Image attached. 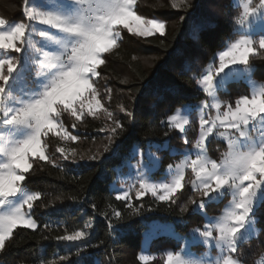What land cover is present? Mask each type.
I'll return each mask as SVG.
<instances>
[{
  "label": "snow or ice",
  "instance_id": "6c2138e0",
  "mask_svg": "<svg viewBox=\"0 0 264 264\" xmlns=\"http://www.w3.org/2000/svg\"><path fill=\"white\" fill-rule=\"evenodd\" d=\"M23 3L24 21L0 16V252L6 249L17 227L38 228L32 210L43 194L29 189L25 181L36 159L58 166L47 154L49 145L45 138L49 134L65 144L79 139L65 127V114L74 118L73 129L86 116L99 118L103 114L106 127L100 131L108 133L104 152L109 151L123 130L115 113L102 103L104 99L111 101L112 89L106 88L102 95L94 80L101 75L98 69L106 63L105 54H118L124 30L145 39L166 34V21L138 14L137 0ZM236 6L241 8L234 18V32L238 35L214 55L204 74L194 77L206 95L196 109L200 131L193 143L195 152L185 150L183 159L168 165V178L161 181L151 179L153 169L159 166L157 158L148 164L137 162L136 176L115 197L126 201L130 215L139 216L144 205L133 206V193L136 200L150 194L157 202L171 207L177 203L178 193L182 194L185 185L190 184L201 199L189 198L188 202L196 206L194 210L201 211L208 203H219L230 196L220 215L205 217L208 222L203 229L192 230V238L186 240L185 246L164 250L163 264H244L233 254L261 231L257 228L256 211L264 204V83L253 78L256 67L251 61L264 57V0H236ZM170 7L187 10L192 4L191 0H170ZM29 73L33 74L30 84ZM240 80L249 85L250 94L239 95L234 103L221 99L220 93H226L230 83ZM118 107L120 112L133 115L123 104ZM212 109L215 115L210 114ZM191 110L187 105L176 109L167 117L169 125L184 133ZM213 135L227 145L219 160L212 159L206 147ZM56 151L65 160L77 154L75 148L66 146H58ZM88 158L96 160L97 155ZM189 169L191 178L186 180ZM92 207L95 209L96 205ZM186 211L187 203L180 206L181 213ZM111 212L117 221L124 218L120 210L112 208ZM101 215L107 217L108 213ZM91 226L89 223L86 228ZM108 227H115L111 219ZM87 236L86 230L70 234L66 230L56 240L83 242ZM198 243L209 249L214 247L217 255L213 258L210 252L202 256L192 253L191 247ZM89 247L94 246L76 245V256ZM154 259L146 250L138 256L140 264H151ZM59 260L68 261L69 256H60Z\"/></svg>",
  "mask_w": 264,
  "mask_h": 264
},
{
  "label": "trees",
  "instance_id": "16d2710c",
  "mask_svg": "<svg viewBox=\"0 0 264 264\" xmlns=\"http://www.w3.org/2000/svg\"><path fill=\"white\" fill-rule=\"evenodd\" d=\"M10 2L0 0V16L9 21H24L23 0ZM191 4V8L184 10L172 9L170 0H137V13L166 21V34L145 39L124 30L116 50L118 54H105L106 63L98 69L101 75L95 79L102 95L106 88L112 89L111 101L104 99L102 103L116 114L123 130H118L119 136L110 146V153L103 152L105 141L93 146L101 139L100 129L106 127L102 116H86L82 122H76L81 129L77 135L83 136L78 142L65 144L52 135L46 138L48 155L58 166L36 159L25 181L29 189L43 194L40 201L34 202L32 210L39 226L36 230L17 227L6 249L0 252V264H97V260L99 264H140L138 256L142 250L156 257L151 264H163L164 250L180 248L179 240L169 229L187 234L203 223V216L193 208L180 212L184 201L198 196L190 184L185 185L182 194L178 193L182 200L177 199L171 207L150 195L140 200L133 198V206L144 205L139 216L129 214L126 201L115 199L118 171L134 147L145 150L167 139L171 144H183L178 133L169 126L167 117L184 104L195 106L206 98L194 77L200 75L215 53L238 35L234 32V18L240 14V8L234 6L232 0H191ZM251 62L256 67L254 78L264 82V57L257 56ZM238 86H242L243 91ZM247 93L248 86L237 81L230 83L221 97L234 103L239 95ZM120 104L133 115L120 112ZM63 121L70 127L74 120L65 114ZM195 124L197 122L193 121L187 131L191 143L196 137ZM215 144L220 146L221 153L226 148L219 141H211L209 152L215 153ZM58 146L75 148L78 154L69 162L56 159L53 152ZM96 148H100L97 155H102L96 160L89 159ZM158 153L162 157L161 171L180 158L179 154L171 155L166 150ZM45 204L50 206L46 208ZM112 208L120 210L124 218L117 221L112 217ZM207 210L213 209L209 206ZM103 212L108 216L101 215ZM256 216L261 230L258 237L239 246L238 253L245 264H256L264 255V204L259 206ZM109 219L115 225L113 229L108 227ZM89 223L91 228H86ZM66 230L68 234L88 231L87 242L94 247L77 257L75 250L67 249L65 241L56 240L57 236L66 234ZM64 255L69 256L68 261L59 260Z\"/></svg>",
  "mask_w": 264,
  "mask_h": 264
},
{
  "label": "rangeland",
  "instance_id": "374dc122",
  "mask_svg": "<svg viewBox=\"0 0 264 264\" xmlns=\"http://www.w3.org/2000/svg\"><path fill=\"white\" fill-rule=\"evenodd\" d=\"M11 0H4V3H8V4H10L11 2H10ZM232 3H233V5L234 6H236V0H232ZM240 12H241V8H240ZM26 18H25V16H24V20H25ZM15 22H20V21H15ZM38 27H46V26H38ZM35 39H39L38 37H34ZM236 38V37H235ZM234 38V39H235ZM223 50V49H222ZM219 52V51H218ZM216 54V53H215ZM214 54V55H215ZM13 55H15V53H13ZM214 55H213V57H214ZM213 57L210 59V61L206 64V66L203 68V70H202V72L200 73V75H198L197 77H199V76H201L202 74H204V72H205V69L207 68V66L209 65V63L212 61V59H213ZM254 78V77H253ZM32 79H33V74L32 73H29V75H28V83L30 84L31 83V81H32ZM96 78H94V80H95ZM255 79V78H254ZM256 80V79H255ZM240 81H242V82H244L243 80H240ZM256 81H258V80H256ZM258 82H260V81H258ZM247 86H248V88H249V85L246 83V82H244ZM262 83H264V82H262ZM198 88L200 89V87L198 86ZM238 88L239 89H241L242 91H243V88H242V86H238ZM201 90V89H200ZM238 90V89H237ZM202 91V90H201ZM247 94H250V88H249V93H247ZM242 95H244V94H242ZM220 96H221V93H220ZM221 99H222V97H221ZM227 100H230V99H227ZM200 104V102L198 103V104H196L195 106H193V105H191V104H184V105H182V106H180V107H178V108H180V109H183L186 105L187 106H191V112H190V114H188V118H189V121H190V123L186 126V130H185V132L184 133H181V132H179L177 129H175L174 127H171L170 125V127L172 128V129H174L177 133H178V135L180 136V138H181V141L183 142V144H171V143H169V139H167L166 141H164V143H162V144H153L152 145V147H148L147 149H145V150H143V149H140V148H137V147H134L133 149H132V151H131V153H130V155L128 156V157H126L125 159H124V161H123V168H121V169H119V171H118V176H117V183L115 184V191H116V195L118 194V190H120V189H122V188H126L127 187V185L132 181V179L136 176V174H137V168L135 167L136 166V164H137V162H140L141 164H148L149 163V161L151 160V159H153V158H157L158 160H159V166L157 167V168H155V169H153V171H152V173H151V179L153 180V181H161V180H165V179H167L168 177H167V168L164 170V171H161L160 170V166H161V160H162V157H161V155L158 153L159 151H161V150H166V151H168L169 152V154H171V155H178L179 154V156H180V158L178 159V160H176L175 161V163H178L181 159H183V154H184V152H185V150H188V151H190V152H195V149L193 148V143L195 142V140L198 138V136H199V131H200V124H199V113H198V111L196 110L197 109V106ZM177 108V109H178ZM176 112V110L174 111V113ZM209 112H210V114L211 115H215V110L214 109H212V110H209ZM173 113V114H174ZM116 115V114H115ZM172 115V114H171ZM100 116H102V117H104V115L103 114H101ZM62 119H63V117H62ZM104 119H105V117H104ZM72 120H74V118H72ZM193 121H196L197 122V124H195L193 127L196 129V137H195V140H194V142L193 143H191L190 141V137H189V135H188V133H187V131H188V129H190L191 127H192V123H193ZM110 121L108 122V125H110ZM169 124V123H168ZM64 125H65V127L73 134V135H77V133H80L81 132V129L77 126L75 129H73L72 128V125L70 126V127H68L65 123H64ZM49 135H52V134H49ZM52 136H54V135H52ZM78 137H79V139L81 138H83V136H81L80 137V135H77ZM107 136H108V133H107V131H105V132H103L102 133V136H101V139L99 140H97L96 142H94L93 143V146H95V147H97V146H99L100 145V143H102V141H105L104 142V145H106V144H108V140H107ZM46 139V138H45ZM77 140V142L78 141H80V140ZM185 140H187L188 141V143H185ZM209 140H210V142L211 141H219V142H221V143H223L224 145H226V142L225 141H223L222 139H218V138H216L215 137V135H213L212 137H209ZM70 143H74V142H71V141H69ZM68 142V143H69ZM76 142V141H75ZM115 143V142H114ZM208 145H209V143H206V147H207V150H208V155L212 158V159H217V160H219L220 159V157H221V152H220V146L219 145H217V144H215L214 145V151H215V153H211V152H209V149H208ZM101 148V147H100ZM100 148H96L95 150H94V154L95 155H97L98 153H100ZM227 150V145H226V148L223 150V152H225ZM103 152H104V149H103ZM80 153V152H79ZM105 153H110V151L108 152H105ZM142 153V154H141ZM47 154H48V152H47ZM78 154V153H77ZM76 154V155H77ZM93 154V155H94ZM149 154H152L151 156L149 155ZM82 156H84L83 154H81ZM92 154H90V156H91ZM90 156H88V157H90ZM100 156V155H99ZM98 155H97V157H99ZM53 157H56V159H63V157L61 156V154L60 153H58L57 151H54L53 152ZM71 158V157H70ZM70 158L68 159V160H65V159H63L64 161H70ZM85 159V158H84ZM81 160H83V159H81ZM174 163V164H175ZM158 172H160V174H157ZM191 178V170L189 169V170H187L186 171V180L187 179H190ZM133 195V198H135V196H134V193L132 194ZM148 195H150V194H148ZM151 196V195H150ZM189 198H191V197H189ZM189 198L186 200V201H184L185 203H187L188 204V208H193V209H195V205H192L191 203H189L188 201H189ZM195 199H197V200H199V199H201V197H200V195L198 194V196L195 198ZM179 200L181 201L182 199L181 198H179ZM229 200H230V196H225L219 203H208L207 204V206H206V208L203 210V211H201V210H196V211H198L202 216H203V223L201 224V225H196V226H194L193 228H191V230L187 233V234H178V233H175V232H172V229H169L170 230V234H172L176 239H178L179 240V242H180V247H183V246H185V244H186V240H191V238H192V230L194 229V228H201V229H203V227H204V225L208 222V220H206V218L205 217H216V216H218V215H220L221 214V212H222V210L224 209V207H225V205H227L228 204V202H229ZM218 204H220V205H218ZM215 205H217V206H215ZM211 207V209H213V210H207L208 209V207ZM34 209V208H33ZM215 210V211H214ZM34 218V217H33ZM35 219V218H34ZM38 223V222H37ZM38 226H39V224H38ZM157 227L155 226V228L154 229H156ZM258 228V227H257ZM253 237H257V236H253ZM87 239H88V236L87 237H85V239H84V241L83 242H81V241H76V242H66L65 243V246L67 247V249L69 250V251H73V250H75L76 251V245H81V244H83V243H88L87 242ZM88 249V248H87ZM87 249H85V250H83L82 251V253L83 254H86L85 252H86V250ZM191 252L192 253H195L197 256H202V255H204V254H206V253H209L210 252V256L211 257H215L216 255H217V250L214 248V247H212L211 249H209V248H207L203 243H198V244H194L192 247H191ZM234 256H239V253H236V254H233ZM240 257V256H239ZM257 261H259L260 262V264H264V255L263 256H261ZM97 264H99V261L97 260V262H96ZM245 264V263H244Z\"/></svg>",
  "mask_w": 264,
  "mask_h": 264
}]
</instances>
